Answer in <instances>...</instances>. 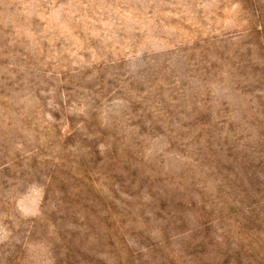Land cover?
<instances>
[{"label": "rangeland", "instance_id": "374dc122", "mask_svg": "<svg viewBox=\"0 0 264 264\" xmlns=\"http://www.w3.org/2000/svg\"><path fill=\"white\" fill-rule=\"evenodd\" d=\"M0 264H264V0H0Z\"/></svg>", "mask_w": 264, "mask_h": 264}]
</instances>
